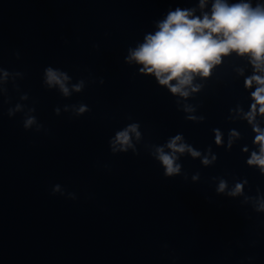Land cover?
I'll use <instances>...</instances> for the list:
<instances>
[{"label": "water", "instance_id": "obj_1", "mask_svg": "<svg viewBox=\"0 0 264 264\" xmlns=\"http://www.w3.org/2000/svg\"><path fill=\"white\" fill-rule=\"evenodd\" d=\"M196 2L0 0V66L23 71L0 83V264H264V212L252 201L217 195L207 182L235 172L247 175L253 189L264 187L238 147L214 146L219 159L207 168L182 158L188 180L165 177L149 155L152 144L176 131L202 148L211 127L235 126L223 116L246 95L234 71L242 61L228 58L213 71L203 97L207 120L193 124L123 60L169 4ZM48 64L72 77L69 96L41 83ZM80 79L85 88L75 92L71 84ZM81 102L91 111L75 117ZM16 103L24 107L9 118L7 108ZM32 107L44 125L39 132L22 127ZM136 120L138 154L111 153L109 136ZM197 170L201 180L193 183ZM55 183L77 199L52 195Z\"/></svg>", "mask_w": 264, "mask_h": 264}, {"label": "clouds", "instance_id": "obj_2", "mask_svg": "<svg viewBox=\"0 0 264 264\" xmlns=\"http://www.w3.org/2000/svg\"><path fill=\"white\" fill-rule=\"evenodd\" d=\"M151 26L152 30L146 31L142 40L127 48L124 63L134 65L137 75L148 77L163 89L184 121L201 124L207 120L202 111L207 82L228 58L242 61L234 71L237 78L242 77V81L237 79L236 83L241 84L246 94L234 99L223 116L225 123L235 126L211 127L212 139L206 146L197 147L183 131L152 144L149 155L162 168V174L169 178L179 175L188 180L189 173L184 170L182 158L190 157L199 160L205 168L211 167L220 155L214 150L215 146L225 152L238 147L244 164L264 177V0H197L193 5L169 4L151 21ZM93 47L98 49L99 44ZM15 55L20 58L19 51ZM21 72L0 66V83H6ZM71 79L67 71L58 66L48 64L42 70L41 83L49 89L58 86L66 97L70 95L68 82ZM92 83H97L94 76ZM98 83L103 85L104 78L99 77ZM231 86L223 84L225 88ZM71 88L81 92L85 81L80 79L71 84ZM20 99H27V93ZM23 107L16 103L7 108L6 114L12 118ZM90 111V106L84 102L73 106L75 117ZM35 112L32 107L24 114L22 127L26 131L33 125L37 132L44 127ZM54 112L60 115L58 107ZM141 139V122L136 120L110 135L108 147L113 154L126 153L130 148L137 153L136 144ZM190 179L193 183L199 182L201 172H192ZM207 182L214 186L217 195L252 201L257 211L264 212V187L256 184L253 189L247 175L226 172L210 176ZM65 192L72 200L77 199L75 192L67 191L60 183L51 186L52 195L64 196Z\"/></svg>", "mask_w": 264, "mask_h": 264}]
</instances>
